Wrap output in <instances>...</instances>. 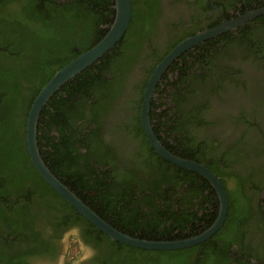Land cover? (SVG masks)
Here are the masks:
<instances>
[{"label":"trees","instance_id":"1","mask_svg":"<svg viewBox=\"0 0 264 264\" xmlns=\"http://www.w3.org/2000/svg\"><path fill=\"white\" fill-rule=\"evenodd\" d=\"M130 2V19L121 38L97 60L64 82L41 107L35 124L36 147L49 171L117 230L145 239L183 238L200 232L213 221L217 197L205 178L164 160L149 145L139 122L144 84L135 93L136 99L129 100L134 112L130 119L131 137L139 141V147L146 154L141 164L151 177L146 189L152 193L157 187L161 188V184L165 185L161 194L165 204L160 208L151 204L154 198L147 193L145 198L137 201L144 203L145 209L137 207L138 204L129 208L128 201L133 199L132 186L135 183L130 177L119 180L116 187L120 186L122 191L110 197L102 183L109 170H96L91 165L87 173L76 165V154L71 155V148H75L68 147L73 142L78 143L85 153L77 152V155L86 160L91 154L104 155L95 145L99 143L95 129L85 131L89 127L86 123H96L94 112L82 113L77 103L84 104L89 90H92V106L95 108L99 109L106 99H112L115 91L112 84L102 79L104 73L112 71L119 59L130 63L145 38L153 1ZM112 5L113 0H0V235L7 234L0 237V241L7 245L10 236V242L21 239L32 246L25 254L3 253L0 248V264H26L23 258L27 255L40 257L37 259L44 262L40 264H57L59 261L72 264L75 257L70 259L65 252L58 256L40 246L36 234L31 233L38 220L48 226L50 238L60 235L55 230L80 223L84 241L94 247L102 246L100 249L113 264H160L159 257L150 254L162 255L171 251L139 249L110 239L44 182L26 150L25 121L32 99L57 69L104 35L113 18ZM50 127L58 133L57 141L54 135H48ZM183 152L178 156L202 162L217 175L214 167L205 163L193 148H183ZM96 160L99 166L108 163L103 158ZM23 183L29 184V191L25 194ZM182 183H185L188 194L201 197V216L197 215L198 209H189L191 206L181 209ZM166 190L170 191L166 193ZM33 195L37 197V208L28 206ZM226 196L228 206L223 223L210 238L196 244L198 248L202 246L205 261L222 259V255L225 258L230 244L239 245L242 239L241 224L247 215L233 193L226 191ZM193 248L184 249L182 258L180 256L174 264H181ZM174 251L181 252V249ZM239 251L240 247L235 259H239ZM241 256L249 255L242 253ZM105 263L106 260L102 261ZM235 263L238 264L239 260Z\"/></svg>","mask_w":264,"mask_h":264},{"label":"flooded vegetation","instance_id":"2","mask_svg":"<svg viewBox=\"0 0 264 264\" xmlns=\"http://www.w3.org/2000/svg\"><path fill=\"white\" fill-rule=\"evenodd\" d=\"M152 1L148 30L133 59L127 64L117 60L114 69L102 77L112 84L113 98L106 99L98 109L92 106V90H89L84 104L77 103L82 113L94 112L96 123H86L89 127L85 131L95 129L99 142L95 145L104 155L91 154L86 160L77 155V152L85 153L78 143L68 146L75 148H71V155L76 154V165L87 173L91 165L96 170H109L102 183L110 197L122 191L120 186L116 187L119 180L128 177L132 182L135 180L129 208L138 204L137 207L145 209L144 203L137 201L150 193L146 187L151 181L141 166L146 154L139 147V141L131 137L130 119L134 112L129 100L136 99L138 88L141 84L145 86L155 65L178 42L264 6V0ZM148 119L156 139L167 150L180 155L183 148H193L205 163L213 166L217 175L211 171L225 193H233L247 215L241 224L243 235L239 245L231 243L225 258L222 255V259L203 260L202 246L196 247L198 243L189 246L195 248L181 264H236L237 260L238 264H264V12L191 45L173 58L155 82ZM48 135H54L57 141L54 128H49ZM100 158L108 163L99 166L96 159ZM28 185L23 183L24 194L29 191ZM160 187L149 194L154 198L151 204L158 208L165 204L161 195L165 185ZM186 194L182 183L181 209L191 206L189 209H198L197 215L201 216V197ZM36 198L33 195L29 208H37ZM43 223L38 220L31 233L36 234L45 251L58 256L65 252L70 259L78 256L74 264H102L105 260V264H113L100 249L102 246L94 247L84 241L80 223L55 230L60 235L53 238ZM6 235L3 233L0 237ZM10 241V236L7 245L0 241L3 253L25 254L32 248L21 239ZM239 247V259H235ZM72 249L75 256L70 255ZM242 253L249 256H241ZM37 258L40 257L27 255L23 261L44 263Z\"/></svg>","mask_w":264,"mask_h":264},{"label":"water","instance_id":"3","mask_svg":"<svg viewBox=\"0 0 264 264\" xmlns=\"http://www.w3.org/2000/svg\"><path fill=\"white\" fill-rule=\"evenodd\" d=\"M114 14L111 23L104 35L91 47L82 51L59 69H57L46 83L36 93L28 108L25 121V143L31 164L44 180V182L56 192L66 203L73 207L79 214L88 220L95 228L107 235L110 239L124 245L145 250H178L205 241L223 223L227 211V196L217 176L203 164L192 159L183 158L167 150L156 139L148 119L149 100L157 78L169 62L181 51L201 40L216 35L225 29L237 25L246 19L264 12V6L253 11H248L233 21H225L213 28L197 32L174 45L170 51L162 57L151 71L143 88L139 110L140 125L149 145L154 152L164 160L187 170L198 173L205 178L215 191L218 206L213 221L200 232L191 236L177 239H145L125 234L100 218L82 200H80L69 188L61 183L43 163L39 156L35 140V124L41 107L49 97L67 80L97 60L103 53L109 50L123 35L130 19V0H113Z\"/></svg>","mask_w":264,"mask_h":264},{"label":"rangeland","instance_id":"4","mask_svg":"<svg viewBox=\"0 0 264 264\" xmlns=\"http://www.w3.org/2000/svg\"><path fill=\"white\" fill-rule=\"evenodd\" d=\"M68 248H69V246H68ZM183 254H184L183 251L177 252V251L171 250V251L163 252L162 255H159V254H156V253H153V254H150V255L151 256H154L155 258L159 257V259H160V262L159 263L160 264H174L175 262L179 261L180 256L182 258ZM70 255L75 256L74 255V249L71 250ZM76 256H77V254H76ZM78 259H79L78 256L75 257V259L72 262V264H74L75 263V260L77 261ZM151 259H154V258H151ZM57 264H62V262L59 261Z\"/></svg>","mask_w":264,"mask_h":264}]
</instances>
